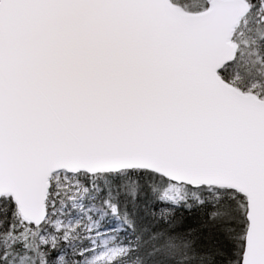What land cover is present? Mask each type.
<instances>
[{"label":"snow or ice","instance_id":"obj_1","mask_svg":"<svg viewBox=\"0 0 264 264\" xmlns=\"http://www.w3.org/2000/svg\"><path fill=\"white\" fill-rule=\"evenodd\" d=\"M0 264H264V0H0Z\"/></svg>","mask_w":264,"mask_h":264}]
</instances>
